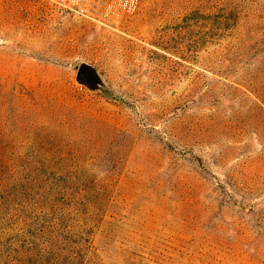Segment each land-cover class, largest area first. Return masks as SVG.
<instances>
[{"label": "rangeland", "instance_id": "1", "mask_svg": "<svg viewBox=\"0 0 264 264\" xmlns=\"http://www.w3.org/2000/svg\"><path fill=\"white\" fill-rule=\"evenodd\" d=\"M104 1L0 0V264H264V0Z\"/></svg>", "mask_w": 264, "mask_h": 264}, {"label": "built area", "instance_id": "2", "mask_svg": "<svg viewBox=\"0 0 264 264\" xmlns=\"http://www.w3.org/2000/svg\"><path fill=\"white\" fill-rule=\"evenodd\" d=\"M37 4H43L60 11L74 12L84 14L95 7L106 4L104 0H28ZM138 0H110L109 8L111 14L109 16L120 15V13L131 12L135 10ZM95 6V7H94Z\"/></svg>", "mask_w": 264, "mask_h": 264}, {"label": "water", "instance_id": "3", "mask_svg": "<svg viewBox=\"0 0 264 264\" xmlns=\"http://www.w3.org/2000/svg\"><path fill=\"white\" fill-rule=\"evenodd\" d=\"M75 81L91 91L108 93L106 81L99 70L86 61H82L76 71Z\"/></svg>", "mask_w": 264, "mask_h": 264}]
</instances>
